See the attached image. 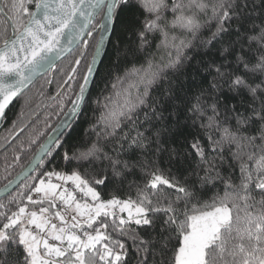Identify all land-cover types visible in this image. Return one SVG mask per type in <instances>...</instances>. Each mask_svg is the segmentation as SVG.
Wrapping results in <instances>:
<instances>
[{
  "label": "snow or ice",
  "instance_id": "obj_1",
  "mask_svg": "<svg viewBox=\"0 0 264 264\" xmlns=\"http://www.w3.org/2000/svg\"><path fill=\"white\" fill-rule=\"evenodd\" d=\"M57 76L69 118L0 168V264H264V0H0V118Z\"/></svg>",
  "mask_w": 264,
  "mask_h": 264
},
{
  "label": "trees",
  "instance_id": "obj_2",
  "mask_svg": "<svg viewBox=\"0 0 264 264\" xmlns=\"http://www.w3.org/2000/svg\"><path fill=\"white\" fill-rule=\"evenodd\" d=\"M120 36V33L117 32L112 36L113 44L116 43L117 37ZM109 56L113 52L112 45L108 47ZM200 57L197 56V59ZM71 59V58H69ZM109 57H105V65L101 67V77L98 79L97 85L93 88V100L95 96L98 95L103 89V74L109 71L107 67ZM67 63V61H65ZM195 63V62H193ZM124 66L121 65L119 69L112 67L111 71L115 75L117 71L122 72ZM191 79L189 73H186L185 76L174 77V80L177 83L187 84ZM59 76L51 84H45L41 90V84L43 81H39L35 86L31 88V91L27 92L26 95L30 98L28 103H25L24 100L18 99L17 102L11 107L6 118L4 119L3 125L0 129V168H2L5 156H8L11 159L13 149L21 142L26 141L29 136L37 135L39 133H44L43 136H39L38 143H42L46 139L60 120L64 117V114L56 107L57 101L53 99L56 96L57 92L60 91L58 88ZM166 86V85H165ZM67 99V97H65ZM71 105H67L70 107ZM23 113V115H21ZM92 118L91 111H86L79 117V121L75 126V129L72 131L73 140L80 135H82V130L88 127L87 121ZM28 125L25 128L23 134L20 135L19 139L12 143L8 147L7 152L4 151V139L9 136V133L15 127L18 130L20 127ZM47 125V126H46ZM37 145H32L31 150L25 151L22 154L21 165H26L28 160L31 158L32 152L36 150ZM25 148L28 149L29 145L25 143ZM161 167H167V157L166 155L161 156L160 158ZM175 171V169H174ZM21 172V167H15L12 175L15 176L17 173ZM11 178V177H10ZM129 180H140V176L129 177ZM6 181L0 176V189L3 188ZM211 195V193H209ZM130 264H135V260L131 259Z\"/></svg>",
  "mask_w": 264,
  "mask_h": 264
},
{
  "label": "water",
  "instance_id": "obj_3",
  "mask_svg": "<svg viewBox=\"0 0 264 264\" xmlns=\"http://www.w3.org/2000/svg\"><path fill=\"white\" fill-rule=\"evenodd\" d=\"M108 47H109V45H108ZM107 50H108V48H107ZM17 102V100L16 101H14L7 109H6V112H5V116L3 117V118H0V129H1V127H2V125H3V122H4V119L6 118V116H7V114H8V112H9V110L11 109V107L15 104ZM69 117H67V116H65L64 115V117L61 119V120H67ZM60 120V121H61ZM52 132H53V130H52ZM52 132L50 133V134H52ZM3 189V188H2ZM2 189H0V190H2Z\"/></svg>",
  "mask_w": 264,
  "mask_h": 264
}]
</instances>
